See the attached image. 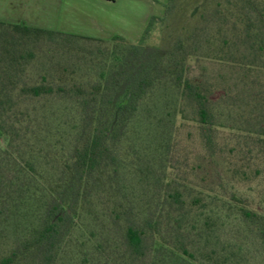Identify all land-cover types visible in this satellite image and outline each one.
<instances>
[{
    "label": "trees",
    "instance_id": "16d2710c",
    "mask_svg": "<svg viewBox=\"0 0 264 264\" xmlns=\"http://www.w3.org/2000/svg\"><path fill=\"white\" fill-rule=\"evenodd\" d=\"M190 1L166 0L137 44L0 22V264H264V216L240 196L206 190L188 204L171 180L160 194L170 130L185 123L204 144L215 127L264 157L261 79L247 112L249 76L264 72V0ZM155 26L163 44L150 49ZM227 212L260 259L221 239Z\"/></svg>",
    "mask_w": 264,
    "mask_h": 264
},
{
    "label": "rangeland",
    "instance_id": "374dc122",
    "mask_svg": "<svg viewBox=\"0 0 264 264\" xmlns=\"http://www.w3.org/2000/svg\"><path fill=\"white\" fill-rule=\"evenodd\" d=\"M184 1L186 6L191 2ZM165 3L166 0H0V22L104 41L118 36L137 44L148 20L151 17H163ZM162 44V28L155 26L145 45L150 49H158ZM249 79H261L259 84L264 85V72H253ZM254 84H258V81L255 80L253 87L249 89V113L255 111V105L259 101L258 87L255 88ZM213 114L215 125V109ZM183 125L178 126L176 132L174 129L170 130L171 153L168 156V168L171 166L172 170H167L168 178L160 182V194L169 188L171 180L175 182L171 186L180 187L182 193L188 196V204L191 197L206 190L210 195L218 194L227 199L235 194L242 198L247 209L264 216V157L258 154L257 149L252 148L251 153L245 155L240 151L243 143L239 136L215 127L210 133L211 144H204L201 131L195 124ZM5 147L4 143L0 145V149L5 150ZM7 158L8 155L0 150L2 174L7 170L4 166ZM236 169L244 171L243 181L232 177V172ZM228 213L225 226L220 232L221 239H234L243 243L244 248L250 252L249 257L260 259V247L254 242L253 235L245 227L241 228V222L235 219V213ZM224 215L223 213L221 216ZM105 229L103 226L104 232ZM113 237L116 238V235ZM100 238L105 250L112 245L105 243L104 235ZM192 240L194 242L197 238L191 236L189 243ZM194 244L196 246L198 242Z\"/></svg>",
    "mask_w": 264,
    "mask_h": 264
},
{
    "label": "crops",
    "instance_id": "0c3cea01",
    "mask_svg": "<svg viewBox=\"0 0 264 264\" xmlns=\"http://www.w3.org/2000/svg\"><path fill=\"white\" fill-rule=\"evenodd\" d=\"M159 1H162V0H159Z\"/></svg>",
    "mask_w": 264,
    "mask_h": 264
}]
</instances>
